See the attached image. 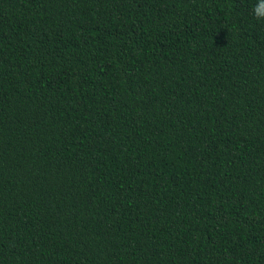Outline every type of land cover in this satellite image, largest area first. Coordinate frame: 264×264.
I'll return each instance as SVG.
<instances>
[{
  "label": "trees",
  "instance_id": "trees-1",
  "mask_svg": "<svg viewBox=\"0 0 264 264\" xmlns=\"http://www.w3.org/2000/svg\"><path fill=\"white\" fill-rule=\"evenodd\" d=\"M260 0H0V264H264Z\"/></svg>",
  "mask_w": 264,
  "mask_h": 264
},
{
  "label": "clouds",
  "instance_id": "clouds-1",
  "mask_svg": "<svg viewBox=\"0 0 264 264\" xmlns=\"http://www.w3.org/2000/svg\"><path fill=\"white\" fill-rule=\"evenodd\" d=\"M253 12L256 19H264V0H260V3L254 6Z\"/></svg>",
  "mask_w": 264,
  "mask_h": 264
}]
</instances>
